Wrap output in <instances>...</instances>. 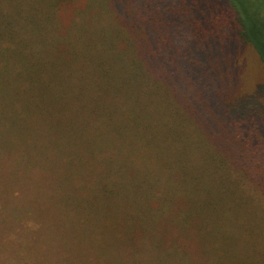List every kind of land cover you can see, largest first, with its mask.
Instances as JSON below:
<instances>
[{"label": "trees", "instance_id": "1", "mask_svg": "<svg viewBox=\"0 0 264 264\" xmlns=\"http://www.w3.org/2000/svg\"><path fill=\"white\" fill-rule=\"evenodd\" d=\"M8 1L0 94L5 113L20 101L17 128L6 129L20 168L0 164V191L27 183L21 174L44 164L46 151L31 159L33 140L54 142L52 158L67 152V170L57 172L53 161L54 177L37 185L55 210L26 200L13 211L27 235L66 229L65 207L71 237L79 233L82 249L104 255L86 252L100 257L86 264H236L206 237L218 214L213 197L229 192L222 175L230 174L203 150L211 52L190 37L177 1ZM188 10L201 19L208 13L204 4ZM46 212L52 220L43 221ZM30 214L37 222L28 228Z\"/></svg>", "mask_w": 264, "mask_h": 264}, {"label": "rangeland", "instance_id": "2", "mask_svg": "<svg viewBox=\"0 0 264 264\" xmlns=\"http://www.w3.org/2000/svg\"><path fill=\"white\" fill-rule=\"evenodd\" d=\"M176 1L172 4H176L175 9L187 21L183 24H188L190 37L197 39L198 45H206L211 52V56L205 55L208 64L211 62L213 72L210 95L202 99L206 115V121L203 118L200 120L206 138L203 150L211 152L221 170L230 174V178L222 175V180L228 181L229 192L213 197L218 214L212 213L207 222L210 231L206 237H211L212 242L216 241L222 249H226L224 256L229 259L233 257L236 264H264V0ZM8 2L0 0V92L5 84L4 70H1L4 69L7 56L3 52L4 44L11 40L3 21L6 14L2 15ZM198 4L207 6L208 13L204 19L196 16L193 10H188ZM187 10L189 15L182 14ZM16 88L15 84L14 92ZM1 101L0 94V164L9 163L10 171H14L15 167L20 168V164L15 165L10 153L14 152V145L18 144L7 143L12 135H7L6 131L17 128L16 108L20 101H14L6 113L3 108L6 102ZM62 140L66 142V137ZM52 144L54 142L50 139L40 145L33 140L30 143L34 152L31 159H39L46 151L48 157L40 158L44 164L35 166L28 174H21L27 183L8 187L3 193L0 191V203L7 204H0V264H86L100 259L87 257L86 252L104 256L97 246L82 249L77 242L81 237L79 233L75 236L77 239L71 237L68 233L71 228L68 218L72 214L66 212L65 207L60 212L67 223L66 229L49 230L45 226L31 237L13 213L15 207L25 205L26 200L28 204L34 202L37 206L45 205L50 211L55 210L51 193L46 192V189L38 190L37 186L49 184V177H54L52 168H57L53 167V161L59 166L57 172L67 170V152L58 159L50 157L48 147H52ZM13 176L9 180L3 177V185L10 186L9 182L16 180H13ZM199 205L197 201L196 206ZM46 214L43 221L46 218L52 220L50 212ZM36 222L37 215L30 214L26 225L29 228ZM219 224L223 225L221 230ZM147 253L151 254L150 251ZM36 256L40 259H36ZM105 259L109 258L105 256Z\"/></svg>", "mask_w": 264, "mask_h": 264}]
</instances>
